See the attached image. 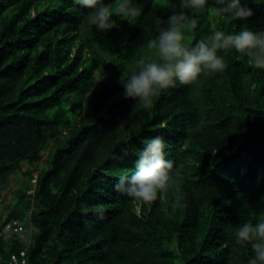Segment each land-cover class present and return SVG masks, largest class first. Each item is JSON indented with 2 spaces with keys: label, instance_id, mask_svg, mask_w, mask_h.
<instances>
[{
  "label": "trees",
  "instance_id": "16d2710c",
  "mask_svg": "<svg viewBox=\"0 0 264 264\" xmlns=\"http://www.w3.org/2000/svg\"><path fill=\"white\" fill-rule=\"evenodd\" d=\"M241 3L249 21L204 10L185 42L264 29V0ZM150 10L167 20L181 8L149 0ZM88 11L76 0H0V264L22 251L25 264H248L254 253L234 232L264 219V70L228 50L224 72L177 81L145 110L119 83L140 58H157L142 29L114 14L118 27L98 32ZM154 136L176 181L146 204L114 185ZM13 222L23 235L7 230Z\"/></svg>",
  "mask_w": 264,
  "mask_h": 264
},
{
  "label": "clouds",
  "instance_id": "9594fccd",
  "mask_svg": "<svg viewBox=\"0 0 264 264\" xmlns=\"http://www.w3.org/2000/svg\"><path fill=\"white\" fill-rule=\"evenodd\" d=\"M76 2L80 7L90 9L85 18L98 32L118 27L111 19L114 14L142 29L146 38L141 47L152 51L157 58H140L130 72L123 71L119 83L124 89L123 97L135 99L136 105L145 110L152 107L154 97L174 87L177 81L181 85H193L202 76L224 72L228 67L225 61L228 50L235 49L246 56L249 67L264 70V29L255 30L245 24L234 33L213 30L194 46L185 42L186 32L197 28V14L204 10H214L217 16L228 21H249L254 11L241 0H179L181 11L167 20L152 10L145 14L149 0H115L114 4L105 3V0ZM151 3L154 10L156 0ZM142 17L143 27L138 23ZM143 143L134 173L130 177L121 176L114 188L133 200L150 204L168 192L176 176L174 162L166 158L164 139L154 136ZM234 243L239 247H250L254 257L248 264H264V219L240 224L234 232Z\"/></svg>",
  "mask_w": 264,
  "mask_h": 264
},
{
  "label": "rangeland",
  "instance_id": "374dc122",
  "mask_svg": "<svg viewBox=\"0 0 264 264\" xmlns=\"http://www.w3.org/2000/svg\"><path fill=\"white\" fill-rule=\"evenodd\" d=\"M136 28V26H132L131 27V29L133 30V29H135ZM195 93H196V95L197 96H202L205 92H202V91H200L199 93H197V90L195 91ZM216 103V102H215ZM216 104H218V105H221V103L220 102H218L217 101V103ZM133 110V109H132ZM139 109H134V111L133 112H131L130 114H129V117H128V121L130 120V121H136L137 120V117H136V112L138 111ZM138 114V113H137ZM138 122V121H137ZM137 122H134V124H136ZM61 144H63V142L62 141H60L59 139H57V140H55L53 143H52V145H50V147H49V149H48V151H47V156L49 155V154H51L52 153V151H54L56 148H58ZM47 156H45L44 157V159H47ZM14 196V195H13ZM4 204H5V202H1L0 203V211H2L3 210V208H4ZM140 252L139 253H141L142 255H146V254H148V252H147V248H144L143 250L142 249H140L139 250ZM237 255V254H236ZM235 259H239L240 261H239V264H244L243 262V259L242 258H240V256H235Z\"/></svg>",
  "mask_w": 264,
  "mask_h": 264
},
{
  "label": "built area",
  "instance_id": "2783aa9c",
  "mask_svg": "<svg viewBox=\"0 0 264 264\" xmlns=\"http://www.w3.org/2000/svg\"><path fill=\"white\" fill-rule=\"evenodd\" d=\"M7 230H10V231L13 230V232H17V233L23 235L24 227L19 222H13V223H10L7 225ZM25 256H26L25 251H22L20 253V255L14 254L12 256V260H11L10 264H25L26 263L24 260Z\"/></svg>",
  "mask_w": 264,
  "mask_h": 264
}]
</instances>
